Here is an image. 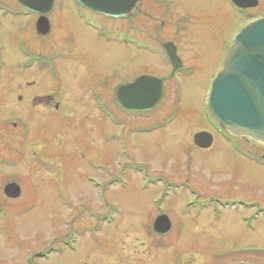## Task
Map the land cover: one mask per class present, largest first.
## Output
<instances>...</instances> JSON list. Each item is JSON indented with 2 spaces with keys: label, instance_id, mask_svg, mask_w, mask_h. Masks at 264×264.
Listing matches in <instances>:
<instances>
[{
  "label": "rangeland",
  "instance_id": "obj_1",
  "mask_svg": "<svg viewBox=\"0 0 264 264\" xmlns=\"http://www.w3.org/2000/svg\"><path fill=\"white\" fill-rule=\"evenodd\" d=\"M186 5L191 13L196 9L195 14H200L198 11L205 9V14L191 18L189 24L193 27L183 32L175 31V23L181 18L178 14H165L164 18L170 17L173 23L157 31L155 25L163 15L155 8L145 7L156 21L147 19L144 25L137 17L133 20L136 26L145 28L142 32L148 39L178 44L186 63L195 66L192 74L181 76V88L166 84L169 92L154 108L137 118L129 117L116 107L114 97L116 112L110 122L96 110L92 97L77 92L71 98L68 93L66 112L70 117L64 122L52 119L45 148L33 133L25 139L18 130L14 134L10 126L8 131H1V264H26L29 258L34 264H77L81 255L82 264H93L80 236H75L64 258H33L67 233L63 221H81L74 216L83 207L98 217L113 219L111 224L97 222L96 264H264V211L250 219L257 211L250 205L246 209L205 206L210 200L222 198L264 208V163L245 160L228 141L221 140L225 135L206 127L210 125L204 105L209 81L221 67L223 52L235 31L234 23L240 18L230 14L220 0ZM73 8L71 0L67 1L64 10L72 13ZM63 19L67 28L56 35L71 34L76 57L88 58L76 61L79 68L70 59L65 68L56 63L57 78L67 79L73 87L79 86L78 75L85 67H97L98 82L104 88L108 78L120 82L134 73L163 77L170 72L158 46L152 54L136 53L74 28L72 17ZM6 34L0 19V40L11 43ZM4 59L0 95L10 94L6 85L14 83L9 51L4 52ZM72 67L76 68V81L70 79L74 76ZM94 87L99 88L98 84ZM104 100L111 103V97ZM12 108L10 103L0 106V129L2 122L16 114ZM163 120L162 129L155 132L146 134L143 129V134H130V128ZM204 128L214 137L210 149L201 151L192 139ZM241 143V150L264 159L263 145L256 144V150L249 141ZM115 178L117 181L110 186ZM11 183L20 190L15 199L3 193L4 186ZM159 214L168 216L172 223L168 237L158 238L149 231ZM244 215L248 216L246 222L242 221ZM87 217L88 213L83 224L88 222Z\"/></svg>",
  "mask_w": 264,
  "mask_h": 264
},
{
  "label": "flooded vegetation",
  "instance_id": "obj_2",
  "mask_svg": "<svg viewBox=\"0 0 264 264\" xmlns=\"http://www.w3.org/2000/svg\"><path fill=\"white\" fill-rule=\"evenodd\" d=\"M67 1L69 0H54L53 8L40 14L34 10L25 8L16 0H0V19L4 23L5 30L7 31L6 35L11 37V43L8 42L6 44L0 40V90L4 86L3 70L4 66H6V61L4 59L5 51H9L13 60L12 82H14L9 85L10 87L5 83L8 88L7 93L10 92V94L0 95V106L3 107V105L10 103L13 106L12 111L16 112V114L9 120L5 119L6 121L2 122V130L0 129V133H2L1 131H8L9 126L12 128L14 134H16L15 131H20L22 137H25V139H27L28 135L33 133L34 136L38 137L39 143L42 144V148H45V146L49 144L47 135L52 124V119L64 122L70 117L66 112L68 93L71 98H74V94L78 95L77 92H81L84 96L88 95L92 97L96 110L102 115L105 114L106 119L110 122L114 121L116 107L120 109V112L127 114L129 117L132 116L133 118H137L138 115L146 112L142 110H123L120 108L116 101L115 91L118 87L130 84L140 76L149 75L147 73L139 72L136 75L134 73V75L120 82L119 80L108 78L104 88V84L98 82L99 72L97 67L93 70H89L85 67L84 71L79 69L80 74L78 75L79 79L77 83L79 85L77 86L78 90L77 87H73L69 84L67 79L57 78L56 63L59 62L61 66L65 68L67 61L70 59L74 60L75 66L79 68V64L76 61L88 60L87 57H76L74 37L71 34L65 37L64 35H56L57 31L65 30L67 28V21H64L63 17H72L74 28L85 30L90 36L104 39V43H117L118 46L132 49L136 53L140 52L148 54V52H150L149 54H152V50H157L158 46L168 67H170V65L163 49V45L166 43L172 44L176 50L177 56L181 60L183 66L182 70L172 77H169L171 67L167 76L156 77L152 74L149 75L162 80L164 97V95L169 92V90L165 89L166 84L173 83L174 87L181 88V76L192 74L195 71V66L194 64L191 65L190 62L186 63L187 61L183 59L184 56H181L182 49L178 44L175 42L161 44L153 38L148 39L147 35L142 32L145 31V28L140 25L136 26L133 20L137 17L144 25L146 24L147 19L152 22L156 21V18L153 19L152 17V11H150V14L147 13L148 7H150V10L155 8L163 15L160 23L155 25L157 31L165 27L167 23H173L170 17V21L169 18L167 20L164 18L165 14L170 16H176L178 14L181 18L175 23V31L183 32L191 26V24H189L191 18L195 19L196 17L204 16L205 14V9L199 10L198 13L200 14H195L196 9H193L194 13L188 11L189 7H187L186 3L193 6L198 0H137L136 3L131 6L127 15H119L118 17L97 13L93 10L82 7L78 4L77 0H71L72 4L75 6L72 15V13H68L64 10ZM235 1L237 5H234L230 0H220V2L223 3V6L229 10L230 14L232 13L240 18L239 21L244 19L249 22L253 19L264 18V0ZM237 22L238 21L235 23ZM132 31H134V35L131 34ZM187 44L191 45L189 43ZM85 54L87 56L86 51ZM15 59L18 60L15 61ZM84 62L80 64H84ZM73 69L76 70V68L72 67V73L74 76L70 79L76 81L75 78L77 74L74 73L75 71ZM115 74L116 71L114 72V75ZM51 80H53L52 85ZM97 84L99 88L94 87V85ZM88 85H92V88H85V86ZM105 97H111V103L106 102L104 100ZM114 97L117 104L116 107L113 101ZM152 125L158 126L159 121L149 124V126L130 128L129 131L130 134L134 133V135H136L140 133V130ZM206 127L210 128L208 125H206ZM202 132L211 133L207 128L202 129ZM212 136L214 137L213 134ZM221 140L230 141L229 143L235 148L234 150L236 152L241 151L239 148L240 145H242L241 141H248L246 139L243 140L226 136H223ZM250 144L257 150V145ZM43 150L45 151V149ZM199 150L205 151L206 149ZM239 154L251 163H256L258 161L257 153H251L252 155H248L239 152ZM217 201L220 202L227 200L219 198ZM86 209L88 208L83 207L80 211L76 210V216H74V218L78 216V219L81 220L80 222L75 224L72 222L71 224L68 223L67 220L63 221L62 224L65 226L64 228L67 230V233L51 242L48 248L41 252V254L36 255L35 257L33 255V258H40L43 261L51 260V257L54 255L64 258L66 257L67 250L69 251L70 246L74 244V239H76L75 236H80L84 238L85 251L89 254L88 258L93 261V264H96L97 253L94 249V242L97 234V222H101L96 213L92 211L87 212ZM1 210L2 209H0V211ZM87 213L88 217L86 221L88 222L83 224V220ZM92 219L94 223H92ZM70 220H72V218ZM107 220V224H111L113 221L111 217L109 219L107 218ZM149 231L152 235L157 236L158 238L168 237L172 231V223L169 232L166 234L155 233L153 230V224L149 227ZM2 261V258H0V264ZM83 261L81 255L78 257L76 263L82 264ZM26 264H34V262L32 263L29 258L27 259ZM183 264H186V262L183 261Z\"/></svg>",
  "mask_w": 264,
  "mask_h": 264
},
{
  "label": "water",
  "instance_id": "obj_3",
  "mask_svg": "<svg viewBox=\"0 0 264 264\" xmlns=\"http://www.w3.org/2000/svg\"><path fill=\"white\" fill-rule=\"evenodd\" d=\"M25 8L40 14L53 8L54 0H16ZM90 10L118 17L127 15L137 0H78ZM173 73L180 69L179 58L173 46H164ZM162 97V81L141 76L133 83L116 91L118 104L127 110H145L154 107ZM208 114L219 126L240 139L264 146V19L246 26L235 37L227 51L222 69L211 85L207 100ZM211 136L198 133L196 145L209 147ZM20 190L14 183L4 187L6 197L15 199ZM170 222L165 215L156 218L153 229L166 233Z\"/></svg>",
  "mask_w": 264,
  "mask_h": 264
}]
</instances>
